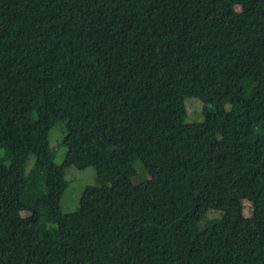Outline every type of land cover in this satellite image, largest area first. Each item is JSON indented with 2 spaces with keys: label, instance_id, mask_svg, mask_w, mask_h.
<instances>
[{
  "label": "trees",
  "instance_id": "16d2710c",
  "mask_svg": "<svg viewBox=\"0 0 264 264\" xmlns=\"http://www.w3.org/2000/svg\"><path fill=\"white\" fill-rule=\"evenodd\" d=\"M0 264H264V0H0Z\"/></svg>",
  "mask_w": 264,
  "mask_h": 264
},
{
  "label": "rangeland",
  "instance_id": "374dc122",
  "mask_svg": "<svg viewBox=\"0 0 264 264\" xmlns=\"http://www.w3.org/2000/svg\"><path fill=\"white\" fill-rule=\"evenodd\" d=\"M185 106L191 120L197 123L203 121V109L199 100L194 98L187 99L185 101ZM64 137V125L58 123L54 126L49 135L52 147L51 157L58 166H62L65 159L66 148L63 146ZM33 163L35 164L34 157L30 156L25 165L26 172L31 168ZM135 170L137 175L132 179L133 185H140L149 180V175L141 163L135 165ZM63 173L69 186L62 197L60 208L62 214L68 215L78 210L80 197L82 196L84 189L87 186H95L97 184V175L93 168H88L85 171H78L73 167H64ZM226 208L227 207L224 204L213 203L209 212L210 218L219 216V214L225 211ZM22 216L26 217L27 215L23 213ZM226 232L238 234V231L226 230Z\"/></svg>",
  "mask_w": 264,
  "mask_h": 264
}]
</instances>
